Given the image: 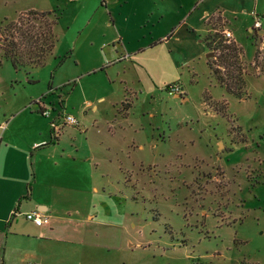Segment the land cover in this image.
<instances>
[{"label": "rangeland", "instance_id": "rangeland-1", "mask_svg": "<svg viewBox=\"0 0 264 264\" xmlns=\"http://www.w3.org/2000/svg\"><path fill=\"white\" fill-rule=\"evenodd\" d=\"M83 1L0 0V22L59 17L42 65L0 61V126L3 112L40 126L27 113L37 98L52 115L64 107L78 123L60 134L82 173L50 236L23 211L0 224L17 247L7 264H264V34L251 31L256 18L264 29V0ZM217 10L242 48L241 97L219 85L218 51L201 37Z\"/></svg>", "mask_w": 264, "mask_h": 264}, {"label": "crops", "instance_id": "crops-1", "mask_svg": "<svg viewBox=\"0 0 264 264\" xmlns=\"http://www.w3.org/2000/svg\"><path fill=\"white\" fill-rule=\"evenodd\" d=\"M85 2L86 0L83 1ZM101 2L105 4L104 0ZM216 13L222 17V22L226 26V18L218 10L206 18V24L207 19L211 15H217ZM193 30L191 29L192 32ZM210 30L211 27L206 29L201 37ZM225 30H229L235 40L233 32L227 26ZM254 30L258 34H264L261 26L252 27L251 31ZM112 39L115 40L116 36ZM118 40L120 42L121 39ZM60 101L63 102V99L60 98ZM33 109L37 111L36 114L31 110L27 113L38 117L40 126L27 125L21 128L19 125L16 126V113L9 114V117L2 113L5 125L0 131V224L6 223L5 227L8 228L16 213L37 209L43 213L45 220L40 226L34 225L39 236L44 238L54 231L50 217L60 210L64 202V193L81 186L82 182L80 181L79 185L78 181L82 173L80 174L78 170L80 164L76 157L67 155L61 134L53 136L50 121L59 110L54 115L51 111L50 116H44L41 113L37 114L38 106L35 105ZM52 110L56 108L52 107ZM83 161L87 164L84 169L86 188L96 191L97 186L91 177V169L94 167L90 168V165H94V160L87 156ZM3 229L5 228L0 226V232H3ZM16 248L14 245L8 247V229L4 234H0V264H7L6 254L12 253L17 250ZM29 262L34 264L32 261H28L27 264Z\"/></svg>", "mask_w": 264, "mask_h": 264}, {"label": "trees", "instance_id": "trees-1", "mask_svg": "<svg viewBox=\"0 0 264 264\" xmlns=\"http://www.w3.org/2000/svg\"><path fill=\"white\" fill-rule=\"evenodd\" d=\"M58 15L51 10L29 9L20 13L15 20L0 22V61H10L14 68L42 65L52 54L58 40L55 26ZM215 22L222 23V17L211 15L207 19L214 32H207L202 39L210 50L218 51V65L211 68L217 82L224 89L241 97L244 92L242 73V48L234 40L225 37L223 30H217Z\"/></svg>", "mask_w": 264, "mask_h": 264}, {"label": "built area", "instance_id": "built-area-1", "mask_svg": "<svg viewBox=\"0 0 264 264\" xmlns=\"http://www.w3.org/2000/svg\"><path fill=\"white\" fill-rule=\"evenodd\" d=\"M254 26L255 27H260L261 26V21L256 18L254 21ZM223 33L225 35L226 38L231 39L232 38V33L229 30H223ZM166 89L174 94V95H181L182 94V88L180 86L179 83H172L169 84ZM33 105L38 106V110L39 112L44 115V116H50L51 115V111L50 108L45 104V101L43 100V98H37L33 101ZM52 109V108H51ZM64 111L61 109L58 111V113L56 115H54L50 121V127L53 133V136H58V134L60 133V130L62 128V126L64 124H77L78 121L77 119L71 115V114H66L63 115ZM61 117L63 118L61 120ZM5 124H3L0 127H4ZM24 215L26 217V219L30 220L31 222H33L35 225L40 226L43 224L44 222V215L41 211L35 209V210H31V211H27L24 212ZM29 264H31L29 262Z\"/></svg>", "mask_w": 264, "mask_h": 264}, {"label": "water", "instance_id": "water-1", "mask_svg": "<svg viewBox=\"0 0 264 264\" xmlns=\"http://www.w3.org/2000/svg\"><path fill=\"white\" fill-rule=\"evenodd\" d=\"M212 53H213V52H209V53H208V56L211 55ZM176 96H180V95L178 94V95H176ZM183 99H184V98H183Z\"/></svg>", "mask_w": 264, "mask_h": 264}]
</instances>
